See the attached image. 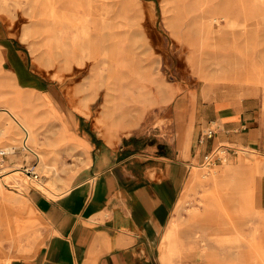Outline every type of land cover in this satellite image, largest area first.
<instances>
[{"label":"rangeland","instance_id":"rangeland-1","mask_svg":"<svg viewBox=\"0 0 264 264\" xmlns=\"http://www.w3.org/2000/svg\"><path fill=\"white\" fill-rule=\"evenodd\" d=\"M222 1L94 0L105 17L103 22L96 18V14L89 13L85 5H76L67 16L61 14L58 17L57 28L63 40L59 43L60 48L69 44L67 36L78 27L81 30L83 25L90 22L93 31L96 23L101 27L104 23L102 41L106 50L112 47L111 35L115 30L120 31V38L123 39L124 32L131 29L133 33L136 30L137 35H134L139 39L135 52L150 53L153 57L154 72L150 79H143L146 85L144 91H151L145 98L151 100L154 97L159 101L150 102L134 126H119L114 132L109 130L103 118L105 88L100 87L94 96L87 94L92 63H75L78 73L73 78H67L65 75L70 73L69 70L57 62V57H60L56 51L58 45L48 49L43 44L46 39L41 29L44 27L40 20L42 16L35 13L36 8L41 6L39 3L0 0V21L6 26L7 37L15 47L20 48L28 68L52 90L49 100L56 96L62 98L63 110L67 111L68 108L84 114L107 141H118L121 135L132 133L143 137V149L147 145L156 148L159 144L155 152L178 153L174 149L182 150L185 145L189 148L186 136L194 119L193 116L192 121L189 119L190 109L194 113L196 106L217 99L226 92L230 96L236 88L240 91H248V88L251 91L253 88L252 92L260 98L264 108V18L249 17L244 8L247 5L245 0H229L226 4L228 15H223V18L219 16L218 21L204 15L207 8H214ZM263 1L258 0L257 3L263 6ZM177 3L182 8L180 13L183 17L178 31L172 19ZM206 21L209 23L207 29ZM77 22L79 25L75 26L73 23ZM112 22L118 26L112 25ZM35 26L40 32L34 29ZM92 34L94 40L97 39L95 30ZM219 38L227 39L225 48L216 46ZM47 49L50 58L43 57ZM217 49L227 56L225 64L213 57ZM119 50H124L123 44ZM135 52L129 54L135 55ZM222 69L228 72L224 77L220 73ZM59 74L63 78H59ZM153 78L158 79L153 81ZM134 79L125 75L124 87L131 86ZM134 93L135 89H129L127 95ZM128 104H134V101ZM53 105L61 115L54 114V109L48 106L47 115L41 121V128H47V131L43 130L35 143L29 142L36 153L42 155L44 152L52 157L56 154L54 149L42 141L51 134L59 120L62 122L59 116L70 122V116L56 104ZM23 134L21 132V137ZM3 146L0 145V148ZM234 148L236 153L230 154L223 145L216 147L212 153V163L205 160L203 165L193 168L198 179L192 177L189 180L173 219L163 234L160 245L163 264H168L166 256L170 257L171 264H208L205 258L207 252L214 254L218 264H264V212L257 203V180L261 169L254 168V165L261 164L264 157H255L248 149ZM17 150L24 152L19 159H10L8 153L0 154V264H11L14 259L32 256L44 241L37 212L26 210L15 201L16 196L24 198L30 185L35 186L40 182L24 175L22 189H19L9 179V174L17 169L16 163H23V167L30 166L37 158L23 145H19ZM60 157L65 159L64 164L58 163V174L47 171L41 164L35 168L39 173L38 180L53 181L56 193H46L49 196H56L65 186L59 176L75 173L80 166L77 160L81 161V158ZM215 174L217 178H213ZM209 201L213 205L205 213ZM171 232V247L165 250V236Z\"/></svg>","mask_w":264,"mask_h":264},{"label":"crops","instance_id":"crops-1","mask_svg":"<svg viewBox=\"0 0 264 264\" xmlns=\"http://www.w3.org/2000/svg\"><path fill=\"white\" fill-rule=\"evenodd\" d=\"M14 1L18 3L20 0ZM257 1L245 0V12L251 18H264V4L260 6ZM90 3L96 5L94 0H87V4ZM221 3L209 8L204 15L214 21H218L219 16L228 15L226 8L220 9ZM103 17L102 14L99 19L103 21ZM182 18H179L176 31ZM73 24L79 25L78 22ZM111 24L118 26L114 22ZM57 25L55 30L45 33V37H50V43L43 44L48 49L52 45L59 46L56 48L60 56L57 62L69 68L72 75L68 73L67 78L78 73L75 63H92L87 94L94 96L100 87L105 88L103 118L111 132L119 126H134L150 102L159 101L154 97L151 100L145 98L151 91H144L143 79H150L154 72L153 57L150 53L135 52L139 40L136 30L132 29L136 35L131 29L125 31L123 39L120 31L115 30L111 35L112 47L106 50L102 41L104 23L102 27L93 26L95 40L92 27H82V30L76 27L77 30L67 36L69 44L60 48L59 43L63 40ZM208 25L206 21V29ZM227 43V39L219 38L216 46L225 48ZM121 44L124 50L120 51ZM19 49L7 37L6 26L0 21V145H4L0 154L8 153L10 159H19L24 152L17 150L18 145L26 144L34 150L30 144L35 143L44 130L41 121L47 115V107L54 109V114L61 115L53 105L56 104L70 116V122H64L61 116L62 122L57 118L59 124L42 141L51 145L56 154L52 157L44 152L42 155L37 153L36 167L41 164L47 171L58 174V163L64 164L65 159L60 156H75L81 161L77 160L80 166L75 173L59 176L65 186L56 196L46 194L56 193L53 181L43 182L47 190L38 185L29 186L27 195L41 220L44 241L32 256L14 259L11 264H163L160 255L163 234L189 180L192 177L198 179L193 168L203 165L207 155L222 145L230 154H235L234 147H237L248 149L255 157H264V108L260 98L252 92L253 88L251 91L236 88L230 96L226 92L196 106L194 113L190 109L189 119L192 121V116L194 119L186 136L189 148L185 145L182 150L174 149L178 153L155 152L159 144L156 148L147 145L143 149V137L132 133L121 135L118 141H107L84 114L68 108L63 110L62 98L56 96L49 100L52 90L28 68ZM48 49L44 58H50ZM134 52L135 55L129 54ZM216 53L213 57L219 63L228 61L224 51L217 49ZM220 73L224 77L228 72L222 69ZM125 75L135 77L129 87H124ZM129 89H135V93L127 95ZM130 101L134 104H128ZM212 124L216 125V132L207 137L204 131ZM21 132L24 133L22 137ZM17 166L24 168L20 162L16 163ZM256 167L261 169L257 180V203L264 212V159L260 165H254ZM217 177L216 174L213 176ZM211 205L213 202H207L205 213ZM171 236L172 232L165 236V250L171 247ZM205 258L208 264H218L212 253L207 252ZM165 259L171 264L170 257Z\"/></svg>","mask_w":264,"mask_h":264},{"label":"bare ground","instance_id":"bare-ground-1","mask_svg":"<svg viewBox=\"0 0 264 264\" xmlns=\"http://www.w3.org/2000/svg\"><path fill=\"white\" fill-rule=\"evenodd\" d=\"M177 2H181L182 0H176ZM229 0H223V3H221L220 5V9L222 8H226V4L228 3ZM38 3V2H37ZM41 6H38L36 9L37 11H35V13L37 12L38 15H41L42 17L40 18L41 23L44 24V27L42 26V32L45 33H49L52 30L56 29V25L58 23L59 20V16L61 14H64L65 16H67L68 12L71 10L73 11L75 7L81 5L84 6L86 8H88L89 13L91 14H96V18L99 19L100 15L102 12H100V6H96L93 4H87V0H42L41 3H39ZM77 5V6H76ZM48 7V8H46ZM35 9V7H33ZM102 8V7H101ZM245 10H247V5L244 6ZM228 9V8H226ZM182 8L180 7L179 3L176 4V7L174 9V14L172 15V19L176 22L175 27L178 26L177 22L179 21V18L181 17V11ZM210 9L207 8L206 11H209ZM153 11V10H151ZM49 12V13H48ZM103 14V13H102ZM100 20V19H99ZM84 21V20H83ZM96 22V21H95ZM101 22H103L101 20ZM39 23V21H38ZM36 25L39 27V25L36 23ZM76 25V24H75ZM84 28L85 27H89L90 23L83 25ZM96 27L101 26L100 24L96 23L95 24ZM91 27V26H90ZM36 28V26L34 27V29L38 32H40V29ZM76 28V27H75ZM83 28V29H84ZM34 30V31H35ZM82 30V29H81ZM58 31V30H57ZM87 31V29H86ZM72 33V32H71ZM76 34V33H75ZM89 35V34H88ZM87 35V36H88ZM45 44H49L50 43V37H45ZM86 39V38H85ZM73 42V41H72ZM71 42V43H72ZM86 42V40H85ZM75 44V43H74ZM59 47V46H58ZM67 50V49H66ZM76 53V52H74ZM76 58V57H75ZM78 60V59H77ZM87 61V60H86ZM85 63V62H84ZM59 64V63H58ZM109 65V64H108ZM74 68V67H73ZM69 69V68H68ZM67 69V70H68ZM71 70V69H70ZM74 70V69H73ZM72 72V70H71ZM74 72V71H73ZM71 73H69L70 75ZM72 75V74H71ZM62 76V75H61ZM59 76V77H61ZM65 122V119H64ZM30 129V128H29ZM29 131V130H28ZM26 142V141H25ZM11 146V145H9ZM19 146V145H18ZM13 149V148H12ZM224 150V149H221ZM34 151V150H33ZM38 162V161H37ZM41 163V162H40ZM39 165V164H38ZM21 166V165H20ZM7 176V174H5ZM4 175V176H5ZM10 177L9 179H12L14 181V185L17 186L19 189H22V181L23 179L26 177L31 178L32 175H30L27 170H25V168H21L17 166V169L9 174ZM25 175V176H24ZM33 178V177H32ZM5 180V179H4ZM12 181V183H13ZM40 181V180H39ZM2 182V180H1ZM7 182V181H6ZM45 182V181H44ZM49 182V181H48ZM49 184V183H48ZM39 187L47 190L46 185L41 182L37 184ZM53 187V186H52ZM51 190V189H50ZM19 192V191H18ZM21 192V191H20ZM20 194V193H19ZM17 198L15 199V201L19 202L20 204H22V208L24 207L26 210H36V207L34 206V204L32 203V201L30 200V198L28 197V195L26 193H24V198H20L18 196H16ZM14 200V199H12ZM16 204V203H15ZM28 215V214H27Z\"/></svg>","mask_w":264,"mask_h":264},{"label":"built area","instance_id":"built-area-1","mask_svg":"<svg viewBox=\"0 0 264 264\" xmlns=\"http://www.w3.org/2000/svg\"><path fill=\"white\" fill-rule=\"evenodd\" d=\"M216 132V125H210L209 127H207L204 131V135L207 137H212ZM27 151H30L33 155H35V157L38 155L35 151H33L32 149H30V147L28 145H24L23 146ZM214 153V152H212ZM208 154L206 157V162L207 163H212V160H214V154ZM4 153H2L1 155H3ZM37 158V157H36ZM25 170H27V172L32 175V177L36 180H38L39 177V173L35 170L36 168V162H33V164H31L30 166H24Z\"/></svg>","mask_w":264,"mask_h":264}]
</instances>
